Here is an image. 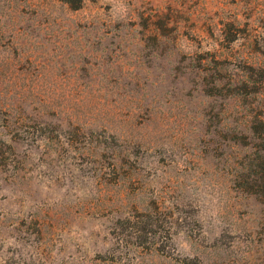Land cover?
<instances>
[{
    "label": "rangeland",
    "instance_id": "374dc122",
    "mask_svg": "<svg viewBox=\"0 0 264 264\" xmlns=\"http://www.w3.org/2000/svg\"><path fill=\"white\" fill-rule=\"evenodd\" d=\"M0 264H264V0H0Z\"/></svg>",
    "mask_w": 264,
    "mask_h": 264
}]
</instances>
